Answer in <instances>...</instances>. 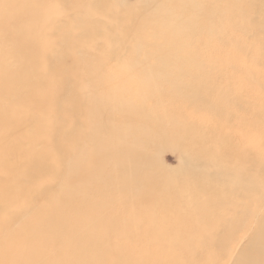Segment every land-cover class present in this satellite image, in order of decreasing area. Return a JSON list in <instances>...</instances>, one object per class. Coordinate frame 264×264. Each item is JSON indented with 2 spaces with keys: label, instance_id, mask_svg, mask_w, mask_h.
<instances>
[{
  "label": "rangeland",
  "instance_id": "obj_1",
  "mask_svg": "<svg viewBox=\"0 0 264 264\" xmlns=\"http://www.w3.org/2000/svg\"><path fill=\"white\" fill-rule=\"evenodd\" d=\"M116 1L109 3L116 5ZM121 9L117 24L123 27L124 38L116 52L101 42L83 50L79 41L81 47L61 50V62L54 57L50 63L61 65L73 76L70 86L80 92L79 100L74 101L75 105L82 104L80 110L93 109V103L82 97V91L88 88L91 95L117 103L105 116L107 121L118 128L131 127L132 138L146 139L149 133L158 139V156H154L155 145L147 150L151 161H156L153 173L173 182H167L171 185L170 198L148 203L145 196L134 194L128 186V171L118 168L111 175L113 184L93 182L87 197L79 193L56 200L71 205L65 211L70 223L75 226L80 221L85 225L79 235L94 234L96 239L104 236L114 243L116 264H172L156 259L162 254L151 241L158 233L207 232L245 238L257 225L259 213L264 214V0H124ZM75 14L76 10L64 13L71 17L67 28L73 26ZM38 26L42 28L43 23ZM40 54L45 66L46 58ZM53 90L50 85L47 101L54 96ZM70 126L71 132L86 130L85 124L76 126L74 120ZM161 129L175 141L165 142L160 135L156 138L155 133ZM23 133L29 136L26 130ZM18 144L27 147L21 141ZM47 144L53 147L42 136L37 149ZM85 144L89 140L85 139ZM44 163L45 167L56 164L52 158ZM51 170L35 181L34 187L24 185L27 198L21 200L27 202L30 217L36 220L52 210L54 198L48 197L51 190L42 193L55 175L53 166ZM147 173L152 169L144 176ZM59 192L55 187L53 193ZM180 192L186 194L183 200ZM193 201L199 204L191 205ZM23 205L19 203L15 211H23ZM165 218L171 219L167 225ZM203 225L215 229L189 228ZM17 240L16 235L12 237L9 252L16 250ZM247 243L238 252L239 257L250 252ZM235 245H230V253ZM58 246L51 252L60 253ZM93 246L80 264H99L91 260L93 254L112 252L110 248L96 251ZM223 248H192L182 258L184 264H224L228 257L220 256ZM212 254L216 262H210ZM151 255L156 258L151 260ZM260 262L264 264V256Z\"/></svg>",
  "mask_w": 264,
  "mask_h": 264
},
{
  "label": "bare ground",
  "instance_id": "obj_2",
  "mask_svg": "<svg viewBox=\"0 0 264 264\" xmlns=\"http://www.w3.org/2000/svg\"><path fill=\"white\" fill-rule=\"evenodd\" d=\"M123 5L124 0H117L116 5H111L109 0H0V233L4 237V241L0 242L4 244L0 246V264H80L81 258L89 257L92 244V249L96 251L101 248L112 251L106 255L97 252L91 256L92 261L116 264L118 253L114 250V243L104 236L96 239L94 234L79 235L84 233L79 229L85 225L80 221L75 226L70 223L65 211L71 205H61L60 202L72 194L87 197L93 182L106 186L113 184L115 180L111 175L118 168L128 171V186L134 194L145 196L148 203L157 202L165 196L170 198L168 192L171 185L167 182L172 180L153 173L156 161H151L147 150L158 139L150 137L149 133L146 139L132 138L131 127L118 128L114 122L107 121L105 116L116 108L117 103L91 95L88 88H84L82 97L93 103V109L80 110L82 104H74L75 100H79L80 92L70 86L73 76L66 74L61 65L50 63L54 57L61 62V50L81 47L79 41L83 42V50L101 42L116 52L124 38V29L118 28L117 24ZM68 10H76L70 28L66 23L71 17L64 15ZM129 18L130 14L125 15V19ZM39 23H43L42 28ZM93 37L100 39L93 40ZM40 53L46 58L45 66L41 63ZM50 85H53L55 93L47 101ZM46 109L50 113L47 114ZM73 120L76 126L85 124L86 130L71 132L70 123ZM23 130L29 135L27 138ZM155 135L156 138L163 136L169 143L173 139L164 129ZM42 136L48 138L53 146L51 149L48 144L43 149H37ZM85 139L89 140V144H85ZM19 141L27 147H21ZM155 147L156 158L160 146ZM50 158L56 162L52 165L56 172L51 183L43 187L42 193L51 190L52 195L48 197L49 200L54 198L50 206L52 210L36 220L35 216L30 217L31 208L26 206L27 202L21 200L27 198L24 185L27 183L34 187L35 181L52 171V166L45 167L44 163ZM151 169L152 173L144 176ZM55 187L59 188L58 195L53 193ZM59 197L62 199L56 200ZM179 198L183 200L186 194L180 192ZM19 203L24 204L23 211H15ZM190 204L196 206L199 202ZM259 214L255 223L262 222V225L249 227L245 236L247 240L221 233H158L156 242L151 241V245H157L162 255L158 258L151 255V260L156 258L163 263L184 264V252L216 245L224 247L220 255L228 257L224 264H260L264 256V214ZM136 220L133 222L136 223ZM170 221L169 218L163 220L166 225ZM155 227L168 229L159 225ZM189 228L203 231L215 229L211 225ZM15 235L18 239L14 247L16 250L9 252ZM246 241L250 252L239 257L238 252ZM232 243L236 245L230 253L228 249ZM58 244L60 253L51 252ZM24 246L27 249H22ZM6 247L8 249L4 252ZM74 252L75 255L70 256ZM215 260L217 257L212 254L210 262Z\"/></svg>",
  "mask_w": 264,
  "mask_h": 264
}]
</instances>
